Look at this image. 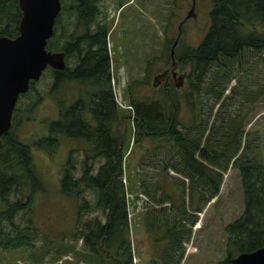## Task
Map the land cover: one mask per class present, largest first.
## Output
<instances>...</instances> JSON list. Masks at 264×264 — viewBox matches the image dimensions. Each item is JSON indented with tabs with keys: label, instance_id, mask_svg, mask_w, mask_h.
<instances>
[{
	"label": "trees",
	"instance_id": "trees-1",
	"mask_svg": "<svg viewBox=\"0 0 264 264\" xmlns=\"http://www.w3.org/2000/svg\"><path fill=\"white\" fill-rule=\"evenodd\" d=\"M89 1L77 0L75 6L77 18H80L79 21L84 24L90 20ZM62 2L63 9L67 4L63 0ZM73 7L71 5L70 10ZM62 9L56 18L53 35L59 28ZM208 14L209 27L199 44L188 47L187 51L183 50L180 55L175 48V57L180 66L188 64L190 67L188 93L180 94L178 88L169 83L163 85L164 94L157 99L137 98L131 94L129 105L135 113V131L132 133L133 130L129 129L127 133L129 137L133 135L134 143L140 142L143 137L162 139L161 145L169 141L173 148L172 156L178 158L179 163L168 164L165 168L173 167L189 179L190 197L188 201L185 199L183 204L172 202L171 198L174 199L175 196L166 194L164 185H158L160 180L167 178L165 175L160 180L158 177L157 181L152 183L156 186L153 190L150 185L147 190L145 189L150 196L152 195L153 200L161 205L157 210L156 208L148 210V215L155 210L151 225L154 226L153 224L159 223L160 220H162L161 224L169 223L171 227L167 231L169 236L172 234L175 236L183 231L184 221L177 216L171 218L172 215L165 212L163 203L166 199H169L184 217L195 222L194 212L202 211L212 197L219 195L224 174L229 167L233 166L239 170L244 208L240 215L226 224L228 254L216 263L235 264L232 257L238 253L264 245V162L260 158L248 157L251 146L246 137L249 132L246 130V125L252 114L249 104L264 94V82L259 89H253L246 94L249 102L244 101L239 107L234 103V108L220 110L217 117L222 118V123L218 127L216 124L209 125L208 116L204 118L203 106L206 103L202 99L214 97L216 103L223 98L226 85L235 76V66L247 52L260 55L264 62V0H212ZM21 15L19 0H0V35L11 37L18 35ZM52 36L47 44L49 49L65 50L67 55L74 50L73 41L52 48ZM87 38L90 39L86 35L83 40L86 42ZM52 71L53 88L76 77L86 80L83 76L85 70L79 68L74 70L68 66L63 69L52 68ZM90 76L93 77L94 73L91 72ZM36 81L31 82L30 89L35 87ZM181 97L187 99L194 110V118L191 122H187V126L178 115L182 105ZM229 97L234 98L233 95ZM39 100L40 96L33 101V105ZM213 109L214 106L211 105L208 107V112L216 116L217 111L213 113ZM17 110L19 109L16 105L14 113ZM68 117H70L69 113L66 119ZM15 127L13 119L11 128L2 135L3 143L0 146V256L3 250L34 246L39 235L33 217H30L28 223L24 225L15 221L20 211L31 208L35 193L42 188L32 145L19 137ZM61 128L55 121L51 122L52 135L46 139L49 145L55 143L54 134L59 133ZM71 129L69 127V132L73 130ZM118 137L117 134L111 135L110 149L105 151L108 161L98 167L96 173H93L94 166L85 163L81 177L72 179L69 167L64 174L62 186L65 193L77 198L84 192V188L90 187L95 190L94 204L85 199L81 208H101L106 212L105 221L96 216L85 221L84 228H79L78 238L82 239L83 248L78 249L74 242H67L57 249L59 255L73 251L76 260H72V264H76L77 261H81V264H136L130 236L131 218L136 215H130V210L132 206L137 208L140 198L138 193L141 190L139 187L142 186L138 181L132 180L131 174L128 176L123 172L128 146L119 151L118 142L115 141ZM100 138L103 142V137ZM102 142L97 144L98 151L104 146ZM99 154L103 153L99 152ZM185 178H181L180 182L176 181L183 186L184 191L187 189ZM161 188L165 190L162 191L160 198L156 192L158 189L161 191ZM135 192L136 194L129 197V193ZM190 215L193 216L192 219ZM172 227L178 229L173 231ZM176 241L179 243V239L176 238L169 250L173 254L177 253L179 248L176 247ZM47 252V249L35 250L34 261H42ZM165 253L167 252L164 251L163 254Z\"/></svg>",
	"mask_w": 264,
	"mask_h": 264
},
{
	"label": "rangeland",
	"instance_id": "rangeland-1",
	"mask_svg": "<svg viewBox=\"0 0 264 264\" xmlns=\"http://www.w3.org/2000/svg\"><path fill=\"white\" fill-rule=\"evenodd\" d=\"M63 1L67 7L63 6L59 28L56 34L52 36V48L61 46L67 41H74L76 36L83 35L88 30L87 25L82 22L76 26L78 21L75 14L77 0ZM101 1L102 4L110 3L109 0ZM143 2L144 6L142 2L137 5V21L134 23V18L127 20L125 25L128 29L125 32L120 30V34L123 32L125 36L122 34L120 38L116 34L111 36L113 60L117 65L113 74L115 93L117 92L119 100L126 105L125 113L128 114V118L126 117L123 121V128L126 131L123 149L128 146L124 157L123 172L128 176L131 174L132 180L138 181L142 186L139 187L141 190L138 193L140 197L138 198V206L137 208L132 206L130 210V215H136L131 218L130 222V236L134 247L135 262L136 264H216L228 254L225 226L240 215L244 208L239 170L233 166L229 167L224 174L219 195L212 197L202 211L194 212L196 215L195 222L184 217V214L173 206L169 199H166L163 203L165 212L172 215L171 218L177 216L184 221L183 231L175 236L173 234L169 236L167 233L171 229L169 223L161 224L162 220H160L159 223H154V226L151 225L155 210L159 209L161 205L155 202L152 195L150 196L146 190L149 185L153 190L156 186L152 183L157 181L158 177L160 180L165 175L167 178L160 180L158 185H164L166 190L161 188L160 191L158 189L156 194L161 198L162 191L165 190L166 194L175 196V200L171 198L172 202L183 204L185 199L188 201L190 197L189 179L173 167L165 168L168 164L179 163L178 158L172 156L173 148L169 141H165V144L161 145L162 139L158 140L157 137L155 139L150 135L154 140L143 137L140 142L133 144V135L132 137L130 135V139L127 133L129 129L133 130L132 133L135 131L134 118L129 115L134 114L129 105L131 94L137 98L149 97L150 99L163 96V84L153 85V78L171 63L170 51L179 34V23L195 2L196 17L190 16L182 24V34L175 47L180 55L183 50L187 51L188 47L198 45L205 36L210 22L208 12L212 6V0H152L149 3ZM71 5L74 6L72 11L70 10ZM171 7L172 12H175L173 14H170ZM112 16L117 18L115 9ZM116 41L118 42L116 43ZM259 58L260 55L247 52L237 63L235 76L226 85L223 93L224 99L214 103V97L210 99L208 97L201 98L206 103L203 106V112L205 113L204 118L208 116L209 125L216 124L218 127L222 123V118L217 117L220 110L239 107L240 103L244 101L249 102L246 94L253 89H259V86L263 84L264 62ZM75 62H77V57L75 54H71L68 64L73 68ZM183 68L189 72L188 64ZM187 82L189 83L188 79ZM75 83L80 84V82L69 80L53 88L54 73L52 68H48L36 81L35 87L20 96L17 102L19 110L14 113L13 118L16 125L15 129L22 140L32 145L42 188L35 193L31 208L20 211L15 221L24 225L28 223L30 217H33L39 235L34 246L3 250L2 256H0V264H72L71 261L76 260L75 253L69 251L59 255L57 249L67 242H74L78 249L83 248L82 239L78 238L79 228H84L83 223L96 216H99L103 221L106 219V212L101 208H81L85 199L94 204L96 192L93 188H84V192L77 198L63 191L62 179L68 167L72 179L83 175L85 156L83 148L87 145V140H78L59 132L53 133L54 137L57 136V141L53 145H49L46 140L44 141L47 136L52 135L50 123L58 116L60 100L69 106L73 98L78 95L79 92H76ZM188 83L185 86L183 84L177 87L180 94L186 95L188 93ZM83 85L85 84H80V92L86 90V85L84 87ZM230 95H233L234 98H230ZM39 96L40 100L33 105V101L37 100ZM181 99L182 105L178 115L187 126V122H191L194 118V110L187 99L183 97ZM211 105L214 106L213 113L217 111L216 116L208 112V107ZM249 107L252 114L246 125V130H249L246 137L251 146L248 157L250 159L260 158L264 162V94L250 103ZM40 140L43 141L39 142ZM70 158L71 161L69 162ZM97 170L98 166L94 168L93 173H96ZM181 178H185L186 191L183 190L181 184L176 183V181L180 182ZM126 181L128 182V178ZM131 186L134 187L133 182ZM139 188L137 187V189ZM134 194L136 192L129 193V197ZM152 209H155L154 213L151 211L148 215V210ZM189 217L192 219L193 216L190 215ZM176 228L178 229V227ZM175 229L173 228V231ZM176 238L179 239V243L176 241V247L179 248L177 253L173 254L169 250L174 245ZM37 249L39 251L47 249L48 251L44 257L42 256L44 259L39 262L34 261L35 256L33 255ZM164 251L167 252L165 255L163 254ZM76 264H81V261H77Z\"/></svg>",
	"mask_w": 264,
	"mask_h": 264
},
{
	"label": "flooded vegetation",
	"instance_id": "flooded-vegetation-1",
	"mask_svg": "<svg viewBox=\"0 0 264 264\" xmlns=\"http://www.w3.org/2000/svg\"><path fill=\"white\" fill-rule=\"evenodd\" d=\"M109 1V4H102L101 0H90L88 2V14L90 20L85 23L88 30L83 35L81 34L75 37L73 41L74 50L69 55H67V53L65 55L67 67L70 66L68 64L69 56H71V54L76 55L77 62L73 63V69L76 70L79 68L85 70L83 76L86 77V80L76 77L71 81L80 82V84L84 83L86 85V90L80 92V84L75 83L77 86L76 92H79L77 93L78 95L73 98V101L69 106H66L65 103L60 100L58 116L54 120L58 126L62 127L60 130L61 133L78 140H87V145L83 148V150H85V156L83 159L84 166L85 163H87L94 167H100L108 161L105 151H109L110 149V144L112 142L111 135L117 134L119 136L115 139V141L117 140L116 142H118L119 151L124 147L126 131L123 128V121L126 117L128 118V114L126 115L125 113L126 105L119 100L117 92L115 93V78L113 74L114 68L117 65L113 60L111 36L113 34H116L119 38L121 37V34L125 36L123 32L128 29L125 22L131 18H134V23L137 21L138 3L142 2L144 6L143 1L149 3L152 0ZM194 3L195 2H193L192 6ZM191 8L188 9L187 14L182 18L181 23H179L178 38L182 34V24H184L190 16L196 17L195 10L191 12ZM114 9L117 13L116 19L112 16ZM173 13L175 12H172L171 7L170 14ZM79 20L80 18H78L76 26L80 25L81 21ZM120 30H123L121 34ZM86 35H88L90 39L87 38L85 42L83 37ZM117 42L118 41H116V43ZM48 68L54 67L48 65L46 69ZM174 68L175 67H171L170 63L166 68L160 71L163 72L160 84L164 85L171 83L175 85L176 82L179 81V75L173 74ZM176 69L178 72L186 71L187 74L184 78L185 86L186 83H188V70L181 67L179 63ZM91 72L94 73L93 77L90 76ZM77 76H80V74H77ZM85 85H83V87ZM187 85H189V83ZM68 109H70V112ZM68 113L70 117L66 119ZM129 115L133 116L135 119V113ZM69 127L73 129H71V132H69ZM101 136L103 137V142L102 138H100ZM48 138L49 136L46 137V139ZM100 142H102V145L104 146L102 150L98 151L97 148L99 145L97 144ZM133 144L135 143L133 142ZM99 152L103 154H99ZM70 161L71 158L69 159V162ZM100 161L101 163H99Z\"/></svg>",
	"mask_w": 264,
	"mask_h": 264
},
{
	"label": "water",
	"instance_id": "water-1",
	"mask_svg": "<svg viewBox=\"0 0 264 264\" xmlns=\"http://www.w3.org/2000/svg\"><path fill=\"white\" fill-rule=\"evenodd\" d=\"M19 6L22 10L19 34L14 37L0 35V146L2 135L11 128L20 94L30 89L32 81L40 79L48 65L59 69L67 67L65 50L47 47L62 9V0H19ZM177 42L178 37L171 48V67H175L173 74L179 75L175 84L179 87L184 84L187 73L176 69ZM162 75L160 72L154 76L153 85L161 83ZM232 261L235 264H264V245L240 252L232 257Z\"/></svg>",
	"mask_w": 264,
	"mask_h": 264
},
{
	"label": "bare ground",
	"instance_id": "bare-ground-1",
	"mask_svg": "<svg viewBox=\"0 0 264 264\" xmlns=\"http://www.w3.org/2000/svg\"><path fill=\"white\" fill-rule=\"evenodd\" d=\"M172 69V68H171ZM199 225V224H198Z\"/></svg>",
	"mask_w": 264,
	"mask_h": 264
}]
</instances>
